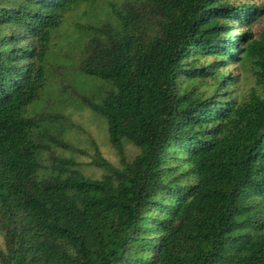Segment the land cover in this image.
I'll use <instances>...</instances> for the list:
<instances>
[{
    "label": "trees",
    "instance_id": "trees-1",
    "mask_svg": "<svg viewBox=\"0 0 264 264\" xmlns=\"http://www.w3.org/2000/svg\"><path fill=\"white\" fill-rule=\"evenodd\" d=\"M235 1L0 0V264H264L263 7ZM83 5L77 68L98 81L81 105L121 161L96 152L100 178L45 162L70 146L36 109ZM229 65L258 90L234 92Z\"/></svg>",
    "mask_w": 264,
    "mask_h": 264
},
{
    "label": "rangeland",
    "instance_id": "rangeland-1",
    "mask_svg": "<svg viewBox=\"0 0 264 264\" xmlns=\"http://www.w3.org/2000/svg\"><path fill=\"white\" fill-rule=\"evenodd\" d=\"M113 1L123 0H98L97 6L104 5L102 9H106L108 3ZM231 2L237 1L231 0ZM251 2L253 6L263 7L258 19L249 26L254 37L260 38L264 35V0H251ZM82 10H87V14L75 12L74 16L64 20L61 30L55 33L52 41L53 48L49 53L51 65L48 66L47 88L36 109L42 122L48 123L50 119H55V123L51 124L60 125L66 130L67 142L70 146L67 150L52 148V153L45 156V162L56 155L73 157L87 177L100 178L102 171L93 164L97 158L96 152L114 165L120 166L121 161L120 156L108 141L105 121L81 105V95L92 92L95 82L98 81L93 76L83 74L77 68L81 43L85 35L84 30L75 24L94 21L92 18L94 12L91 7L86 8V5H83ZM235 67L236 65H229L228 71L235 72ZM234 74L238 75L234 92H237L239 96H247L253 89L258 90L254 76L239 71ZM136 153L135 148L127 147V158H131ZM4 249V237L0 233V251Z\"/></svg>",
    "mask_w": 264,
    "mask_h": 264
}]
</instances>
